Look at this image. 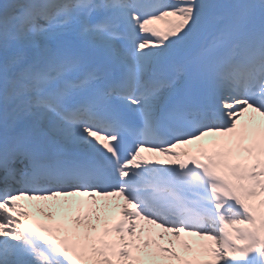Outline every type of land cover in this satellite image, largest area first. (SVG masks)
Masks as SVG:
<instances>
[{"label": "snow or ice", "instance_id": "6c2138e0", "mask_svg": "<svg viewBox=\"0 0 264 264\" xmlns=\"http://www.w3.org/2000/svg\"><path fill=\"white\" fill-rule=\"evenodd\" d=\"M0 264H264V0H0Z\"/></svg>", "mask_w": 264, "mask_h": 264}, {"label": "bare ground", "instance_id": "6f19581e", "mask_svg": "<svg viewBox=\"0 0 264 264\" xmlns=\"http://www.w3.org/2000/svg\"><path fill=\"white\" fill-rule=\"evenodd\" d=\"M162 26H164V27H166L167 28V24L166 23H164V22H161L160 23ZM109 216V215H108Z\"/></svg>", "mask_w": 264, "mask_h": 264}]
</instances>
